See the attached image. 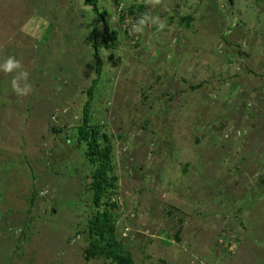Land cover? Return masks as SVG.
<instances>
[{
	"label": "rangeland",
	"instance_id": "rangeland-1",
	"mask_svg": "<svg viewBox=\"0 0 264 264\" xmlns=\"http://www.w3.org/2000/svg\"><path fill=\"white\" fill-rule=\"evenodd\" d=\"M137 7L168 27L134 34ZM9 56L31 92L0 71V264H109L83 259L103 209L131 264H264V0H0Z\"/></svg>",
	"mask_w": 264,
	"mask_h": 264
},
{
	"label": "trees",
	"instance_id": "trees-1",
	"mask_svg": "<svg viewBox=\"0 0 264 264\" xmlns=\"http://www.w3.org/2000/svg\"><path fill=\"white\" fill-rule=\"evenodd\" d=\"M137 9L144 13L143 8L137 7ZM101 39L103 42L106 41L104 37ZM90 94V90H88L87 95L89 96ZM78 139L84 140L88 144V148L84 152L87 162L98 165L92 176L88 177L93 192V205L97 206L99 205V200L106 196L107 188L110 187L105 174L110 166L108 157L110 147L107 145L100 148L101 145L97 143L99 136L95 128L85 127L83 124L78 128ZM103 139L107 140L105 136H103ZM110 207L113 209L114 205L110 204ZM113 223L114 216L106 209L96 212L90 217L88 227L90 241L87 248L84 249V260H101L104 263L106 260H109V264H131L130 253L116 239L117 230Z\"/></svg>",
	"mask_w": 264,
	"mask_h": 264
},
{
	"label": "clouds",
	"instance_id": "clouds-1",
	"mask_svg": "<svg viewBox=\"0 0 264 264\" xmlns=\"http://www.w3.org/2000/svg\"><path fill=\"white\" fill-rule=\"evenodd\" d=\"M145 3L155 8L162 5V0H145ZM157 28L160 31L165 30L168 25L166 20L161 19L159 15H153L151 12L142 13L138 19L132 24L131 31L134 34H143L149 28ZM22 30H24L22 28ZM31 34V33H26ZM0 71L5 74L17 73L11 81L12 88L18 96H27L31 92V85L27 83L28 72L22 69V64L14 56L7 57L0 64ZM23 82V83H22Z\"/></svg>",
	"mask_w": 264,
	"mask_h": 264
},
{
	"label": "water",
	"instance_id": "water-1",
	"mask_svg": "<svg viewBox=\"0 0 264 264\" xmlns=\"http://www.w3.org/2000/svg\"><path fill=\"white\" fill-rule=\"evenodd\" d=\"M143 223H144V218L141 217L140 220H139V224H143Z\"/></svg>",
	"mask_w": 264,
	"mask_h": 264
}]
</instances>
